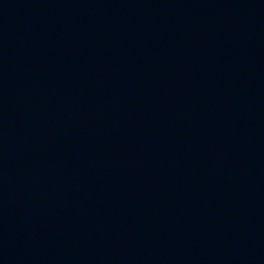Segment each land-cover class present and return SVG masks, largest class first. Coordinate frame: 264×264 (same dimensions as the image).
<instances>
[{"label": "water", "instance_id": "water-1", "mask_svg": "<svg viewBox=\"0 0 264 264\" xmlns=\"http://www.w3.org/2000/svg\"><path fill=\"white\" fill-rule=\"evenodd\" d=\"M0 264H264V0H0Z\"/></svg>", "mask_w": 264, "mask_h": 264}]
</instances>
